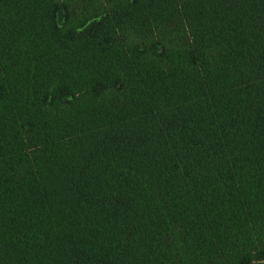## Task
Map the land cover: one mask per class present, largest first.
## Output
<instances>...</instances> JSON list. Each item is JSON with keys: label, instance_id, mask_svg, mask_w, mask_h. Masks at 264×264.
<instances>
[{"label": "trees", "instance_id": "1", "mask_svg": "<svg viewBox=\"0 0 264 264\" xmlns=\"http://www.w3.org/2000/svg\"><path fill=\"white\" fill-rule=\"evenodd\" d=\"M0 264H264V0H0Z\"/></svg>", "mask_w": 264, "mask_h": 264}, {"label": "rangeland", "instance_id": "2", "mask_svg": "<svg viewBox=\"0 0 264 264\" xmlns=\"http://www.w3.org/2000/svg\"><path fill=\"white\" fill-rule=\"evenodd\" d=\"M61 15L59 14L57 17V23L60 25L62 22V18L60 17Z\"/></svg>", "mask_w": 264, "mask_h": 264}]
</instances>
